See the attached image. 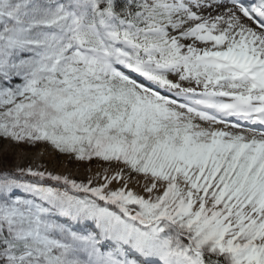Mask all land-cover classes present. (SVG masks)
I'll use <instances>...</instances> for the list:
<instances>
[{"label": "snow or ice", "instance_id": "snow-or-ice-1", "mask_svg": "<svg viewBox=\"0 0 264 264\" xmlns=\"http://www.w3.org/2000/svg\"><path fill=\"white\" fill-rule=\"evenodd\" d=\"M9 146L0 264H264V0H0Z\"/></svg>", "mask_w": 264, "mask_h": 264}, {"label": "rangeland", "instance_id": "rangeland-1", "mask_svg": "<svg viewBox=\"0 0 264 264\" xmlns=\"http://www.w3.org/2000/svg\"><path fill=\"white\" fill-rule=\"evenodd\" d=\"M18 165L22 167L30 165L34 168L44 165L50 171L70 174L76 179H86L98 169L96 162L90 165L69 164L66 159L41 148L21 152L15 146H9L6 150L0 151V168L14 170ZM88 168L92 169V173L87 171Z\"/></svg>", "mask_w": 264, "mask_h": 264}]
</instances>
